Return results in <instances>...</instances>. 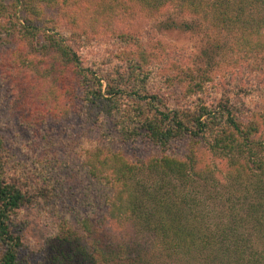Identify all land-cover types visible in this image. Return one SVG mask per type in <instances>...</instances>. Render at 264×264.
Returning <instances> with one entry per match:
<instances>
[{"label": "trees", "instance_id": "trees-1", "mask_svg": "<svg viewBox=\"0 0 264 264\" xmlns=\"http://www.w3.org/2000/svg\"><path fill=\"white\" fill-rule=\"evenodd\" d=\"M47 2L56 10V20L63 21V31L57 25L44 30L42 19L36 20L33 13L22 18L12 15L11 28L22 40L43 33L39 48L28 42L26 59L11 63L15 71L6 74L16 78L20 75L17 69L27 74L20 89L27 94L23 99L25 111L33 112L36 118L69 120L82 118L84 113L90 118L92 114H86L89 111L104 109L108 116L115 115L120 142L145 135L159 153L132 161L111 147L112 143L83 146L81 136L75 135L74 140H82V147L79 151L71 143L68 149L74 154L71 158L79 152L86 154L84 171L82 162L66 174L56 169L50 180L54 166L43 163L51 155L47 150L43 157L35 158L47 169V178L43 176L36 188L8 172L6 143L0 132V264H32L22 257L23 239L16 224L26 206L37 204L36 194L41 200H49L39 204L42 208H60L57 232L51 238L56 252L47 264H264V143L255 137L260 125L242 124L233 105L221 102L207 106L203 98L188 108L181 102L174 107L161 105V96L147 91L152 73L149 56L130 32L117 35L126 46L123 44L125 51L111 69H95L94 64L86 67L77 53L91 33L106 30L114 34L122 26L128 30L139 18L169 9L182 18L195 19V23L170 22L174 30L208 23L213 30L230 34L233 49L244 62H251L253 73L261 78L264 0ZM24 5L29 9L31 4ZM12 9L9 0H0V15L14 12ZM196 19L202 22L197 24ZM132 47L136 51L132 52ZM142 53L146 60L141 63ZM190 83L191 94L201 96L203 84ZM195 88L197 93L192 92ZM175 143L184 145L182 152H173ZM202 145L235 169L224 178L221 188L215 173L200 159ZM196 193L206 198L198 199ZM217 198L221 208L209 212L208 199L215 202ZM72 206L90 208V214L77 226L63 216V210ZM101 209L104 214H100Z\"/></svg>", "mask_w": 264, "mask_h": 264}, {"label": "rangeland", "instance_id": "rangeland-1", "mask_svg": "<svg viewBox=\"0 0 264 264\" xmlns=\"http://www.w3.org/2000/svg\"><path fill=\"white\" fill-rule=\"evenodd\" d=\"M9 1L14 12L4 11L0 15V132L6 143L7 168L11 176H18L24 185L37 188L42 177L47 178V169L45 165L39 166L35 158L43 157V153H48L47 150L51 155L48 156L49 161L43 163H49V168L54 166L50 180L55 176L56 169L66 174L69 168L78 169L82 162L84 171L86 154L82 155L79 152L77 156L71 158L74 154H71V150L68 149V144L72 143L76 146L75 149L80 151L82 140L83 146L112 143L111 147L124 153L132 161L145 160L152 154H158L159 149L152 145L145 135H140L130 142H120L117 138L119 127L116 125V120L113 121L115 115L108 116V112L104 109L89 111L86 114H92L90 118H87L84 113L82 118L76 116L69 120L54 117L42 119L40 115L36 118L34 114H31L33 112L29 114L25 111L23 99L27 94L23 95L24 92L21 93L20 89L27 74L23 73L24 70L17 69L20 75L16 78L7 77V75L15 71L11 63L20 64L21 60L26 59L28 42L36 49L39 48L38 40L42 39L43 33L36 38L27 36L26 39L23 38V41L11 28L12 15L16 14L18 18H22L33 13L36 20L42 19L39 25L43 26L44 30H52L56 25L61 31L65 28L63 21L56 20V10L49 6L47 0ZM25 2L31 4L28 6L29 9L24 5ZM16 4L20 7L14 8ZM43 19L51 20L52 24L44 22ZM174 20L195 23L192 21L195 19L191 16L182 18L172 10L164 9L155 16L139 18L134 21L131 28L128 27V30L122 26L114 34L106 30L100 34L91 33L89 39H85L83 45L77 49V53L86 67H92L94 64L95 69L98 66L111 69L122 56L121 53L125 51L124 46H126L122 40L117 39V35L130 32L134 38L138 37L139 43L149 56L148 63L152 64V73L150 72V78L147 80V91L153 95L159 94L164 101L161 105L174 107L181 102L180 105L188 108L197 98H203V104L207 106L215 107L221 102L223 105H233L242 124L260 125L259 135L255 137L257 142L264 143V77L258 78L255 75L256 71L255 74L253 73L251 62H244V57L233 49L234 40L230 34L213 30L208 23L202 24L201 27L190 24L189 27L192 25L190 30L186 27L174 30L169 27L170 22ZM199 22L202 21L196 19V23ZM120 30L122 32H119ZM132 49H134L132 52L136 51V48L132 47ZM213 53L216 56L212 55ZM144 59L146 60L142 53L139 61L142 63ZM148 68L145 70L148 71ZM34 69L36 71L37 68ZM190 82L203 84L204 91L201 96L191 94ZM50 87L53 86L50 85ZM195 91L198 89L195 88L192 92ZM52 92L53 90L50 93ZM31 94L34 96V91ZM37 99L39 100V97ZM75 135L81 136V142L74 140ZM173 145V152L183 151L182 143ZM202 146L200 149L203 153L200 159L215 173L214 176L219 180L218 186L220 185L221 188L225 183L224 178L235 172V169H230L226 160L216 156V153H213V156L209 146ZM51 161L54 164H50ZM75 189L77 190L76 187ZM200 193H203V190ZM196 198L206 197L196 193ZM36 200L37 204L26 206L21 212L22 215H18L16 229L23 239L22 257L26 256L32 264H47V260L56 252L51 238L57 232L60 208H42L39 204L48 203L49 200H41L37 194ZM214 201L208 199L209 212L210 209L217 212L221 208V199L217 198ZM211 203L215 207H212ZM63 211V216L69 218L74 225H78L82 217L90 214V208L79 209L75 206ZM99 212L105 213L103 209ZM62 221L60 219V223L63 224Z\"/></svg>", "mask_w": 264, "mask_h": 264}]
</instances>
